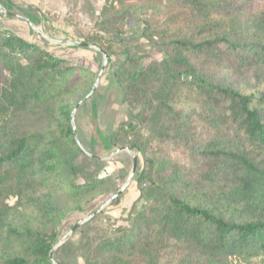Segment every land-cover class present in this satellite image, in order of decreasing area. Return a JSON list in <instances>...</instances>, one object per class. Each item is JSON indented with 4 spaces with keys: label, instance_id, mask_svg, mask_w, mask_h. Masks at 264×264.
I'll list each match as a JSON object with an SVG mask.
<instances>
[{
    "label": "trees",
    "instance_id": "1",
    "mask_svg": "<svg viewBox=\"0 0 264 264\" xmlns=\"http://www.w3.org/2000/svg\"><path fill=\"white\" fill-rule=\"evenodd\" d=\"M109 1L95 26L122 57L115 79L135 113L113 138L142 159L138 199L120 225L94 213L50 260L64 209L116 190L95 175L99 161L60 147L83 156L71 110L94 74L0 29V123L31 108L57 113L51 132L0 128V264H264V0ZM126 3L139 5L141 24L129 36L115 18ZM140 41L160 59L143 64ZM224 72L248 84L219 81ZM40 191L30 221L19 209Z\"/></svg>",
    "mask_w": 264,
    "mask_h": 264
},
{
    "label": "rangeland",
    "instance_id": "2",
    "mask_svg": "<svg viewBox=\"0 0 264 264\" xmlns=\"http://www.w3.org/2000/svg\"><path fill=\"white\" fill-rule=\"evenodd\" d=\"M109 5H111L109 0H0V29L44 48L55 57L65 59L77 68L91 72L94 74L92 87L100 74L92 96L78 103L71 110L73 138L83 156H78L75 149L66 141H60V147L66 152L69 147L74 151L77 161H84L85 165L87 164L85 157L99 161L101 164L94 165L95 175L106 176L113 180L116 190L98 191L91 200L90 198L87 200L88 203H82L79 210L73 209V206L66 207L64 212L67 213L59 227V241L54 251L69 238L77 243L79 236L74 234V227L80 222H85L94 213L104 212L105 220L110 218V223L122 224L126 218L125 212L139 195L134 176L141 168L142 159L135 151L122 145L125 141L124 137L117 135L116 139L113 138L117 127L135 113V110H131L124 103L122 91L115 79L122 57L118 54L116 45L98 37L99 31L95 26L102 9ZM138 7L136 3H126L124 7L116 10L115 18L123 25L126 36L141 30V24L138 23ZM86 38H90L91 42L86 43L84 41ZM101 46L108 48L110 59ZM133 49L145 65L158 61L161 56L157 47L147 45L144 41H140ZM105 58L107 62L102 69ZM219 81L228 83L234 88L248 84L247 78L234 77L225 72L219 76ZM52 111L31 108L20 117L6 122L5 125L0 123V128L7 132H51L56 128L57 119L55 108ZM120 141L122 143H119ZM133 157H136V168L132 175ZM128 180L127 187L111 200ZM44 192L29 194L25 208L19 209L26 219L35 220L37 208L32 207V203L33 201L42 203L47 194ZM52 197L55 204H59L58 207L66 198L57 192L51 194L50 198Z\"/></svg>",
    "mask_w": 264,
    "mask_h": 264
},
{
    "label": "water",
    "instance_id": "3",
    "mask_svg": "<svg viewBox=\"0 0 264 264\" xmlns=\"http://www.w3.org/2000/svg\"><path fill=\"white\" fill-rule=\"evenodd\" d=\"M80 45L87 46V45H85V44H80ZM106 62H107V60H106V58H105V59H104V65H103V68H102V69H104ZM99 79H100V74H99V76H98V78H97V80H96L95 85L92 87L90 93H89L85 98H83L79 103L84 102L85 100H87L88 98H90V97L92 96V94L94 93V91H95V89H96V85H97ZM71 120H72V116H71ZM71 126H72V121H71ZM72 130H73V127H72ZM133 162H134V166H133L132 175H133L134 170H135V168H136V157H133ZM130 179H131V177L129 178V180H130ZM129 180H128V182H126V184L123 186V188H122L121 190H119V191H118V192H117V193L111 198V200L114 199L117 195H119V194H120V193H121V192L127 187V185L129 184ZM85 221H86V220H85ZM82 223H83V222L78 223V224L74 227V229L78 228ZM72 232H73V230L71 231V233H72ZM53 252H54V249H53V250L50 252V254H49V258H50V260H51L52 262H53V259H52V257H53Z\"/></svg>",
    "mask_w": 264,
    "mask_h": 264
}]
</instances>
